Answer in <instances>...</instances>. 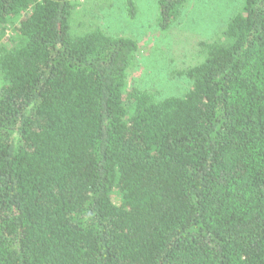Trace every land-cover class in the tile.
<instances>
[{
	"label": "trees",
	"instance_id": "16d2710c",
	"mask_svg": "<svg viewBox=\"0 0 264 264\" xmlns=\"http://www.w3.org/2000/svg\"><path fill=\"white\" fill-rule=\"evenodd\" d=\"M187 1L158 0L159 29ZM77 8L0 0V264H264V0L162 99Z\"/></svg>",
	"mask_w": 264,
	"mask_h": 264
},
{
	"label": "rangeland",
	"instance_id": "374dc122",
	"mask_svg": "<svg viewBox=\"0 0 264 264\" xmlns=\"http://www.w3.org/2000/svg\"><path fill=\"white\" fill-rule=\"evenodd\" d=\"M73 1L78 8L70 18L72 31L80 34L94 26L111 37L135 40L138 52L128 70V87L161 99L186 93L189 82L181 73L201 60L202 44L221 39L220 32L241 4V0H188L163 30L158 25V0H133V17L126 12L125 0ZM10 25L6 24L0 45L10 44Z\"/></svg>",
	"mask_w": 264,
	"mask_h": 264
}]
</instances>
